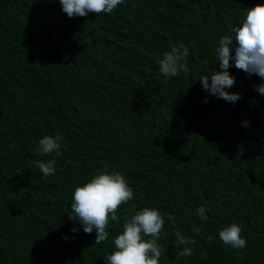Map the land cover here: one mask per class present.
Segmentation results:
<instances>
[{"label":"trees","instance_id":"obj_1","mask_svg":"<svg viewBox=\"0 0 264 264\" xmlns=\"http://www.w3.org/2000/svg\"><path fill=\"white\" fill-rule=\"evenodd\" d=\"M257 4L124 0L111 14L68 18L59 0H0V264H104L125 217L144 207L165 216L160 264H264V96L254 90L264 81L230 67L235 104L199 82L220 71L229 24ZM180 43L189 72L166 78L159 61ZM57 134L60 154L39 155V140ZM51 159L56 172L44 177L36 162ZM105 165L134 199L94 245L68 215L75 188ZM232 223L243 249L219 239ZM177 231L196 243L176 246Z\"/></svg>","mask_w":264,"mask_h":264},{"label":"clouds","instance_id":"obj_2","mask_svg":"<svg viewBox=\"0 0 264 264\" xmlns=\"http://www.w3.org/2000/svg\"><path fill=\"white\" fill-rule=\"evenodd\" d=\"M62 12L68 18L87 17L89 13L99 15L111 14L124 0H59ZM245 10V18L238 27L229 24L228 34L221 37L216 55L219 60L220 71L203 75L199 79L202 89L208 94L235 104L241 96L239 93H230L227 89L234 87L235 78L228 69L234 66L249 77L255 75L264 81V4H257ZM234 51V55L232 54ZM189 50L183 43L171 47L163 54L159 61V71L166 77H177L181 72H189L187 58ZM232 62V63H230ZM209 80L211 83L209 84ZM254 90L264 96V83L254 86ZM208 101L205 100L204 103ZM244 127L250 126V121L242 122ZM64 137L57 134L55 137L45 136L39 140L38 154L48 156L59 155L61 142ZM37 167L44 177L54 175L56 160L37 161ZM134 199L133 189L128 180L120 172H110L107 165L103 171L97 169L96 174L82 186L75 188L72 193L71 211L69 220L79 224L85 234L95 233L94 245H100L109 239L107 231L110 221L119 222L118 212L122 205H127ZM205 207H198L194 213L201 220L209 219ZM167 221L173 227L176 217L167 214ZM165 225V216L158 209L144 207L131 216H126L122 231L113 240L114 251L104 258V264H160L163 249L158 241L161 238ZM71 231L77 232L74 226ZM191 231L201 232V227L193 225ZM242 228L232 223L223 227L219 232L221 242L233 249L246 247V240L241 236ZM177 245H194V239L185 238L179 231L176 232ZM67 239V237H64ZM207 240L212 242L213 237ZM180 255L191 257L193 249L183 247Z\"/></svg>","mask_w":264,"mask_h":264}]
</instances>
